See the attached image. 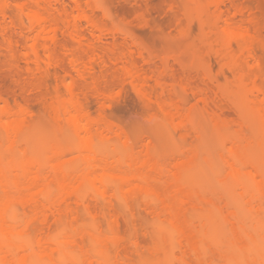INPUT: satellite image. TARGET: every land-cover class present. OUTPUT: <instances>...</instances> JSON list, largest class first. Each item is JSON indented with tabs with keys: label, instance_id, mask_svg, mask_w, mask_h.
<instances>
[{
	"label": "bare ground",
	"instance_id": "1",
	"mask_svg": "<svg viewBox=\"0 0 264 264\" xmlns=\"http://www.w3.org/2000/svg\"><path fill=\"white\" fill-rule=\"evenodd\" d=\"M157 1L197 2L185 19L198 32L197 80L172 52L157 66L137 32L114 23L122 9L0 3V47L38 105L0 91V264H264L257 19L237 0ZM135 15L146 26L150 13ZM106 34L121 42L104 45ZM108 76L117 84L104 88ZM128 87L153 130L137 142L107 116Z\"/></svg>",
	"mask_w": 264,
	"mask_h": 264
},
{
	"label": "rangeland",
	"instance_id": "2",
	"mask_svg": "<svg viewBox=\"0 0 264 264\" xmlns=\"http://www.w3.org/2000/svg\"><path fill=\"white\" fill-rule=\"evenodd\" d=\"M60 1H64V3L68 6V9L70 10L72 16H77L78 14H80L79 12H77L74 9V2H69V0H60ZM1 2H6V0H0V3ZM189 3L190 2H158L157 0H154L153 2H142L141 0H81V2L79 4H81L82 10H86V11H88V6L89 7H95V6H101V5L109 7L113 14H115L118 10H121V9L124 10L126 13L125 17L124 16L123 17H121V16L117 17L116 16L117 18H114L115 19L114 23L119 24V25L123 24L122 26L127 25L132 30L136 31L138 35H136V33L134 32L135 37L137 39H139V41L141 43H143L144 47H147V49L149 48L148 49L149 51L153 49V51H151V52H153L155 54V56L157 57V58H155L157 60L156 61L154 60V63H156L157 66L161 65V62H160L161 58L160 57H162L163 55L168 56L172 52L173 55L177 54L176 56L180 59L182 64L186 67L184 70H182L176 64L174 65V68H176V69L179 68L181 70V72L182 71L184 72V73L183 72L180 73V75L181 74L183 76L187 75L188 77L192 76V79L194 77H196V80H197L198 77L196 75H194V74H196L194 66H196L197 64L195 63L196 60L194 59V57L192 55L193 50L191 48H192V46H197V44L199 43V42L196 43V41H199V40H197L198 32H197L196 24L194 22H192L194 24L192 26V24L189 21L190 20L189 17L186 18L187 16H189V14H191V15L193 14L192 13V11L194 10L193 7L196 6V5H194V3L197 4V2H191V4H189ZM236 3L243 6L245 8V11L248 10L245 13L246 16H249L250 14L252 15V11L254 12L253 15L257 19V24H256L257 27L256 28L259 29V30L257 29L258 33L260 32V34L258 36L262 35L263 37L262 36H260V37L263 39L264 38V0H237ZM6 5L9 7L10 11L13 12V9H14L13 8V2H6ZM191 6H193V7H191ZM228 6H230L229 2H225V6H222L221 8L223 10H226V8H228ZM189 9H190V11H189ZM191 9H193V10L191 11ZM138 13H150V15L148 16V22L146 23V26L140 27L142 25L141 21L137 20L135 18V16H136L135 14H138ZM247 13H249V14H247ZM97 15L99 18L100 13L97 12ZM181 15L183 16V18L181 17L182 19H180ZM175 17H176V19H175ZM178 18L180 19V22H178L179 21ZM185 19H189L188 21H189L190 25H187L189 23ZM10 20L11 19L8 18L7 23H9ZM117 20H119L120 22ZM181 21H183V22H181ZM181 24L183 26H181ZM177 25H179V27H177ZM244 25L246 26V23ZM108 26L110 27V24H108ZM185 26H187V27L190 26V27H192L191 29L193 30L192 32H190V34L188 36V37L192 38L190 43L188 42L189 41L188 39H190V38H186L187 39L186 40L185 38L181 37V38H183V41L181 40L182 42L180 41V38H179V34H178L179 32L178 31L180 30V28L185 27ZM140 28H142V29H140ZM106 35H105V38L103 39V42H102L104 45H108L109 43H113V42H115V40H116L115 43L121 42V39H122L121 35H116V36H118L117 39L119 38L118 40L116 38L113 40V38H111L112 37L111 35H107V36ZM191 35H192V37H191ZM119 36H121V37H119ZM107 42H109V43L107 44ZM194 42L196 43V45ZM0 45H1V38H0ZM177 49L180 51L182 50L181 53L179 51H178L179 52L178 53ZM191 50H192V53H191ZM185 51H189L190 54L188 52H185ZM256 51L258 53L257 55H259V58L262 60V63L264 65V52H262L263 50L261 51V48L260 49L258 48ZM185 53H187V54H185ZM187 55L189 56L188 57L189 59H187ZM162 59H163V57H162ZM212 59H213V63H215L216 65H214L212 63ZM212 59H211L212 66H214V67L216 66L215 68L212 67V70L214 69V73H215L216 69L218 68V66H217L218 64L214 58H212ZM190 60H193V61H191L190 65H188ZM170 62L173 63L172 61H170ZM155 67L156 66L153 65V63H152L149 66V69H151V68L157 69V68H160L161 66H159L157 68H155ZM186 69H189V71H187ZM180 70H178V71H180ZM13 74H14V68H12L8 64L7 57L5 58V51H3V49H1V47H0V91L6 92L7 94H10V96L12 95L11 98L17 97L18 99H20L22 101L27 100L26 102H28V104L32 105L34 108H37L38 105L35 101V97L33 96V94L32 93H25L24 91L22 92L21 88L18 87L17 84L15 83V79H14ZM191 74H193L194 76ZM114 79L115 78L112 79L111 76H108L107 80L102 83L103 84L102 87L106 88V87L113 86L114 84L116 85L117 84L115 81L116 79L115 80ZM221 82H223L222 78H221ZM116 92L117 91H115L114 94L112 95V98L115 100V104H114V108L107 112L108 118L112 122L117 124L119 127H121V129L126 134V136L134 142H137L140 138L147 137L148 134L150 132H152L153 130H152V126L150 125L151 123L149 124L148 120H146L147 119L146 115L143 116V113L145 114V112L142 109V107H141L142 105L139 102V100L136 98L134 93H132V91L129 90V87H128V89L124 88L119 95H117ZM19 95H21V96H19ZM115 96H118V97H115ZM90 101H91L89 104L90 112H91L92 116L96 117L98 114V109H99L98 104L96 102H94V100H90ZM142 110H143V112H142ZM230 113H229L230 116H233V113L232 112H230ZM226 114L228 115L227 111H226ZM152 135H153V133H152ZM152 135H150L148 137H151ZM157 147H158V151H159L161 156H163V155L166 156V154L170 150V148H168L167 146H162L160 144H158ZM140 214H141L140 222L142 224H144L145 223V221L143 219L144 213H142V211H140ZM121 230H124L123 233L127 232L126 234H129V232H131L127 226L125 219H123V218L121 220Z\"/></svg>",
	"mask_w": 264,
	"mask_h": 264
}]
</instances>
